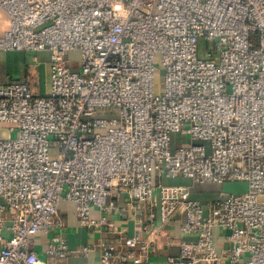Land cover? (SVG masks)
I'll return each mask as SVG.
<instances>
[{
  "label": "built area",
  "instance_id": "1",
  "mask_svg": "<svg viewBox=\"0 0 264 264\" xmlns=\"http://www.w3.org/2000/svg\"><path fill=\"white\" fill-rule=\"evenodd\" d=\"M0 8L9 16L1 50L50 54L47 94L27 81L0 85V264H62L69 248L59 235L48 238L46 258L35 249L37 234L62 225L59 202L102 230L112 224L91 206L106 212L120 192L147 209L146 223L120 238L124 251L100 240V264L140 262L133 248L145 253L144 234L176 213L196 238L167 264L225 256L264 264V0H0ZM173 132L187 139L173 146ZM176 177L192 183H165ZM227 181L248 188L192 194L195 184Z\"/></svg>",
  "mask_w": 264,
  "mask_h": 264
},
{
  "label": "crops",
  "instance_id": "2",
  "mask_svg": "<svg viewBox=\"0 0 264 264\" xmlns=\"http://www.w3.org/2000/svg\"><path fill=\"white\" fill-rule=\"evenodd\" d=\"M8 25L9 16L5 10L0 8V35ZM49 73L50 58L47 50H40L32 54L25 51H5L0 49V85L9 80L27 81L36 94L45 95L49 92L50 87ZM166 180L173 182L187 181L183 184L192 183L186 177ZM197 185L203 186L196 191L214 192L218 190L221 184L207 183ZM192 194L200 200H206L207 198L198 196L194 191ZM91 214L95 218L106 214L112 225L103 226L102 230L81 225L76 215L74 203L70 200L62 199L58 205V216L62 225L47 233L40 232L35 237V249L39 256L46 258L45 249L48 238L57 234L66 240L69 248V254L62 261V264H100V249L97 243L104 239L118 244L123 235H132L139 231L141 225L144 222L146 223L147 209L144 206H140V208L130 207L127 204L126 193L120 192L113 198V206L106 212L102 211L99 206L92 205ZM184 220L185 215L183 213H176L169 222L157 221L156 227L153 226L151 228L152 232L144 234L145 239L149 241L148 250L144 253L138 246L133 248L134 254L140 258V262L135 263L129 260L128 264H167L168 256L178 254L181 241L194 240L196 238L194 234L182 232L181 224ZM4 235L8 236L9 234L6 232ZM214 242L218 250L226 254L229 243L224 237V231L220 228L214 229ZM118 247L120 251H124L121 243L118 244ZM84 248L85 250L83 251ZM219 264H230V262L225 256Z\"/></svg>",
  "mask_w": 264,
  "mask_h": 264
},
{
  "label": "rangeland",
  "instance_id": "3",
  "mask_svg": "<svg viewBox=\"0 0 264 264\" xmlns=\"http://www.w3.org/2000/svg\"><path fill=\"white\" fill-rule=\"evenodd\" d=\"M32 54H34V53H32ZM71 55L76 56L78 54L72 53ZM156 64H160V62L158 60H156ZM162 81H163V71L162 70L156 71L155 88L158 92L161 91V89H162ZM1 133H3L4 135H7L8 131L6 128H1ZM16 135H17L16 132L11 133V136H16ZM185 139H187V137L185 138L184 136H181V134L179 132H173L171 134V142H172L173 146H178ZM186 182H183V181H174L173 182V181H167V180L165 181V183H168V184H183ZM202 186L203 185H196L193 187L192 191L196 192L198 196H202L203 198L207 197L206 199H208V198L211 199L213 197H216V195L218 194V191L220 189H223L224 191H228V192H243V191L247 190V188H248L247 183L245 181H227V182L221 184L219 186L218 190L214 191V192L213 191L205 192L202 190L196 191L197 189H200ZM203 200H205V199H203Z\"/></svg>",
  "mask_w": 264,
  "mask_h": 264
},
{
  "label": "clouds",
  "instance_id": "4",
  "mask_svg": "<svg viewBox=\"0 0 264 264\" xmlns=\"http://www.w3.org/2000/svg\"><path fill=\"white\" fill-rule=\"evenodd\" d=\"M117 8L119 9V8H122V6L121 5H117Z\"/></svg>",
  "mask_w": 264,
  "mask_h": 264
}]
</instances>
